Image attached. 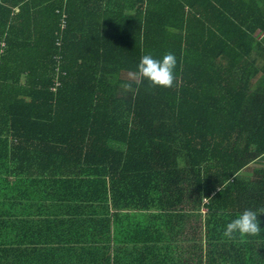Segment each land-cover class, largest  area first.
<instances>
[{
    "label": "trees",
    "instance_id": "1",
    "mask_svg": "<svg viewBox=\"0 0 264 264\" xmlns=\"http://www.w3.org/2000/svg\"><path fill=\"white\" fill-rule=\"evenodd\" d=\"M261 207L264 0H0V264H109L122 226L113 258L264 264V214L222 235Z\"/></svg>",
    "mask_w": 264,
    "mask_h": 264
},
{
    "label": "clouds",
    "instance_id": "2",
    "mask_svg": "<svg viewBox=\"0 0 264 264\" xmlns=\"http://www.w3.org/2000/svg\"><path fill=\"white\" fill-rule=\"evenodd\" d=\"M176 64V56L170 51L164 53L160 58L146 53L141 56L136 69L129 73V79L122 87L125 90H131L133 84L139 85L147 80L153 86L171 88L176 81ZM261 214H264V207L257 210H243L227 223L222 235L233 239L237 234L239 236L259 234L262 228Z\"/></svg>",
    "mask_w": 264,
    "mask_h": 264
},
{
    "label": "crops",
    "instance_id": "3",
    "mask_svg": "<svg viewBox=\"0 0 264 264\" xmlns=\"http://www.w3.org/2000/svg\"><path fill=\"white\" fill-rule=\"evenodd\" d=\"M88 227H89V224L87 222L80 223L81 230L86 231L89 229ZM126 227L127 226H122L121 227L122 232H118V233H114V228L111 227L110 234L107 236H103L101 238V241L98 242V244L110 247V249L108 250L109 252H107V256H109L108 258L110 262L109 264H112L115 261H119L120 263L118 264H136L137 259H141L145 261L143 258H129V256H126V257L120 256V258H113L115 256L114 251L122 252L123 250H128V249L141 245L140 243L136 244L135 241H133L132 237L127 235L126 231L128 230ZM84 237H85L86 244L91 245L92 243H94V242H90L86 233H85V236H82L80 238L83 239ZM172 261L174 262L173 258H172Z\"/></svg>",
    "mask_w": 264,
    "mask_h": 264
}]
</instances>
